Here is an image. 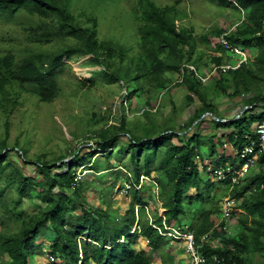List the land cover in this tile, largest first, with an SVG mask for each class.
Wrapping results in <instances>:
<instances>
[{
    "label": "trees",
    "instance_id": "1",
    "mask_svg": "<svg viewBox=\"0 0 264 264\" xmlns=\"http://www.w3.org/2000/svg\"><path fill=\"white\" fill-rule=\"evenodd\" d=\"M130 1L139 49L134 62V79L142 84L137 90L147 92L153 88L154 91L167 92L173 87L182 88L186 92L184 107L195 106L182 127L166 125L171 122L168 118L160 130L149 132L144 140L125 132V118H121L118 130L129 138L131 171L124 170L123 163L120 168L105 164V170L113 172L115 182L125 180L138 185L141 177L152 181L158 190L157 200L165 224L188 225L207 264H264V155L257 158L254 169L243 184L230 192L232 198L239 200L236 213L231 216L237 230L230 236L225 230L227 223L219 221L221 202L230 187L227 183L220 184L210 179L209 164L206 163L208 158L215 167L235 164L237 153L247 143L245 136L249 135L256 141L254 127L264 124V0H237V6H232L227 0H204L234 7L242 13L243 20L228 33L219 29L211 31L203 41L206 42L210 36L222 37L231 47L254 51L253 61L247 59L236 70L218 71L207 86L188 68L184 67L180 73L185 65L193 66L196 72L201 73L199 60L191 62L194 49L192 34L181 26L186 15L177 10L183 2L190 0H172L170 7H159L151 0ZM67 2L0 0V20L12 19L24 11L29 15L37 13L40 22L35 28L27 29L29 41H76V44L66 46L49 58L50 61H43L38 55L24 58L16 64L14 55L1 56L0 109L4 113L9 115L17 107V88L26 91V86L31 87L32 94L40 102L54 100L59 91L57 78L62 73L64 58L89 57L94 64L108 68L110 65L103 63L102 57L107 60L115 55L120 59L124 57L121 49L104 48L98 42L95 18L87 17V26L81 27L64 5ZM50 16L52 18L47 20ZM216 48L219 51L227 49L222 43ZM212 60L214 67L224 65L221 57ZM172 74L181 77L172 83ZM110 78L117 79V76L111 75ZM81 85L84 86L83 83ZM209 88L213 90L212 98L207 94ZM219 94L231 102L241 98V110L246 109L237 115V119V116L228 120L223 118L214 101ZM145 113L150 114L149 111L142 114ZM203 115L209 117L215 130L208 139L206 155L195 147L202 141L200 132L196 130L206 118L199 122ZM107 127L106 130L112 126ZM191 131L195 132L191 134ZM216 131L222 134L218 135ZM99 136L101 141L97 145L103 154L96 156V151H89L91 159L88 162H75L72 157L73 168L69 166L64 171L55 165L36 163V174L26 176L0 160V264H30L34 253L41 247L38 240L47 233L53 234L47 251L60 264H152L149 252L156 253L166 247L169 239L153 228L154 225L164 233L162 219L155 210L152 213L154 218L150 220L148 216L147 207L151 199L148 184L143 183L139 190L132 187L124 194L128 200L127 208L113 221H110L111 205L106 202L105 208L88 205L84 194L87 185L81 182L74 184L79 167L97 173L94 160L113 153L117 134L107 135L104 131ZM213 138L219 140L222 149L228 143L235 152L234 157L218 153ZM149 145L152 146L151 153ZM141 153H144V172L138 168ZM4 156L5 152L0 158ZM157 157H160L158 168L153 170L147 163L150 158ZM29 163L23 161L24 165ZM153 172L161 174L162 178L152 176ZM25 200L38 202L34 204L35 212L29 213L23 208ZM205 235L208 239L202 242ZM140 240L146 242V250H136ZM166 253L172 260L171 253Z\"/></svg>",
    "mask_w": 264,
    "mask_h": 264
},
{
    "label": "rangeland",
    "instance_id": "2",
    "mask_svg": "<svg viewBox=\"0 0 264 264\" xmlns=\"http://www.w3.org/2000/svg\"><path fill=\"white\" fill-rule=\"evenodd\" d=\"M151 1L159 7H170L173 4L172 0ZM131 4L130 0H68L67 4L64 3L81 27L87 26V17L95 18L98 42L104 48L112 46L117 51L121 49L124 57L120 59L115 55L108 60L102 57L103 63L110 65L108 68L94 64L89 57L64 58L62 73L57 78L59 91L54 100L49 103L40 102L32 94L31 87L26 86V91L17 88L18 105L12 113L8 115L0 109V156L5 152L4 158L0 160H3L4 165H10V169L21 170L26 176L36 174V163H48L64 171L69 166L73 168L72 157L75 162H88L91 159L89 151L97 149L101 133L105 131L107 135L117 134L114 138L113 153L94 160L98 172L87 171L85 168L80 173V182L87 185L84 194L88 205H99L101 208H105V202L111 205L110 221L124 214L128 202L126 194L122 191L125 180L115 182L113 172L105 170V164L120 168L123 163V169L131 171L129 138L118 130L121 118H125V132L144 140L149 132L160 130L168 118L171 122L166 125L182 127L193 114L195 106L184 107L186 92L182 88L173 87L167 92L154 91L153 88L151 91L147 89V92L137 90L142 84L134 79V62L139 49ZM177 10L186 15L181 26H185L192 34L194 49L191 62L197 63L199 60V71L202 74H207L214 68L212 59L216 57H221L226 66L237 64L238 57L232 50L219 51L216 48L217 44L221 43V37L210 36L206 42L203 37L213 30L219 29L223 33L233 31L234 25L243 20L242 13H238L232 6L223 7L216 2L204 0L185 1ZM51 18L50 16L47 20ZM55 19L58 22L56 16ZM39 22L37 13L29 15L25 11L12 19L0 20V57L10 53L18 64L29 56L41 55L45 61L53 58L60 50L66 49V46L76 44L73 39L64 42L55 40L51 43L29 41L27 29L35 28ZM243 52L253 61L254 51ZM111 75H116L117 79L112 80ZM180 77L178 74H172L170 80L173 83ZM210 81L211 78L203 85L207 86ZM212 93V88H209V98H212ZM240 100L241 98H237L231 102L221 94L214 99L218 112L227 120L240 113ZM143 111H149L150 114H142ZM107 126L112 127L106 130ZM196 131L200 132L202 141L195 147L206 155L208 139L215 132L209 117L206 116ZM194 132L191 131V134ZM216 133L222 134L219 131ZM213 141L217 144L218 153L224 152L227 156L234 157L235 152L228 143L222 149L219 140L213 138ZM148 151H153L152 146L149 145ZM143 157L144 153H141L138 168L144 172ZM159 158H150L147 165L153 170L157 169ZM24 160L30 163L24 165ZM206 160L209 166L213 164L209 163L208 158ZM151 175L162 178L159 173L153 172ZM146 184L151 189V199L148 202V216L151 220L154 218V210L158 215L162 211L154 194L155 185L150 180ZM35 203L38 202L25 200L23 208L29 213L35 212ZM236 230V222L234 217H231L227 222L226 233L230 236ZM51 238L53 234L47 233L43 239L38 240L41 247L34 253L30 264H38V261L40 264V261L48 256L46 251ZM145 246L146 242L140 240L136 250H146ZM165 252L171 253L172 260ZM40 255H43V258ZM149 255L152 264H161V260H164V264H188L184 251L179 249V245L170 242L156 253L149 252Z\"/></svg>",
    "mask_w": 264,
    "mask_h": 264
},
{
    "label": "built area",
    "instance_id": "3",
    "mask_svg": "<svg viewBox=\"0 0 264 264\" xmlns=\"http://www.w3.org/2000/svg\"><path fill=\"white\" fill-rule=\"evenodd\" d=\"M231 5L237 6V0H227ZM221 43L228 49L233 50V52L238 57V62L235 66L227 65V66H220L214 67L211 71L207 72V74H202L195 71V68L192 66L185 65L181 69V74L183 73V68H188L195 72L196 77L201 81L202 84H205L210 78L214 77L215 74L217 75L218 71L225 72L229 69L236 70L239 68L241 63L246 62L248 56L245 55L243 51L237 48H233L229 46L222 38ZM127 102V99H126ZM254 133L256 136V141L252 140V137L247 135L245 136V140L247 141L246 145L243 149L237 153L238 159H236L235 164H225L223 167H215L210 166L208 168L209 175L212 180L224 184L227 183L230 187L228 195L222 199L221 206H220V219L219 221L228 222L233 214L236 213V207L239 205V200H236L231 197V190L234 187L241 186L243 181L246 179L247 176L251 173L256 165V160L261 155H264V124H259L254 127ZM96 151L98 154L96 156H101L103 153L97 147ZM84 167H80L76 170L74 184H79L81 181V170H84ZM79 171V172H78ZM149 181L145 177H141L139 180L138 185H132L130 183H125L123 185V193H127L132 187L136 190L141 188L143 183H147ZM152 182V181H151ZM73 184V186H74ZM156 187V186H155ZM155 196L157 200L158 190L155 189ZM158 202V200H157ZM159 204V202H158ZM160 206V204H159ZM137 209V208H136ZM159 217L162 219V227L164 229V233L162 230L157 228L153 225V228L158 230V232L169 239V242L175 245H179V249L183 250L185 255L187 256L188 264H207L206 258L200 253L198 247L196 246L195 239L193 236V232L188 229V225H173L168 226L165 224V218L162 216V213H159ZM227 231V227L225 228ZM229 233V232H228ZM208 239V236L205 235L202 237L201 241L205 242ZM46 251V250H45ZM48 256H46V260L42 262V264H59L58 259H53L49 252ZM80 257V255H79Z\"/></svg>",
    "mask_w": 264,
    "mask_h": 264
},
{
    "label": "clouds",
    "instance_id": "4",
    "mask_svg": "<svg viewBox=\"0 0 264 264\" xmlns=\"http://www.w3.org/2000/svg\"><path fill=\"white\" fill-rule=\"evenodd\" d=\"M233 6V5H232ZM222 38V37H221ZM234 48V47H233ZM228 49V48H227ZM237 49H239V48H237ZM231 50V49H230ZM233 51V50H232ZM242 51V50H241ZM249 59V58H248ZM223 66H226V65H223ZM193 67V66H192ZM194 68V67H193ZM237 118H238V116H237ZM213 165V164H212ZM211 165V166H212ZM214 166V165H213ZM210 167V166H209ZM209 177H210V175H209ZM147 209H148V207H147ZM148 211H149V209H148ZM162 213V212H161ZM45 251V250H44ZM43 256V255H42ZM43 258V257H42ZM46 260V258H43L42 260H41V262H40V264H42V262L43 261H45ZM59 264H60V262H59Z\"/></svg>",
    "mask_w": 264,
    "mask_h": 264
},
{
    "label": "water",
    "instance_id": "5",
    "mask_svg": "<svg viewBox=\"0 0 264 264\" xmlns=\"http://www.w3.org/2000/svg\"><path fill=\"white\" fill-rule=\"evenodd\" d=\"M245 109H246V108H244L243 110H241L239 114H241ZM205 117H206V115H203V116L200 118L199 122L202 121ZM236 119H237V117H236ZM195 124H196V123H195Z\"/></svg>",
    "mask_w": 264,
    "mask_h": 264
},
{
    "label": "crops",
    "instance_id": "6",
    "mask_svg": "<svg viewBox=\"0 0 264 264\" xmlns=\"http://www.w3.org/2000/svg\"><path fill=\"white\" fill-rule=\"evenodd\" d=\"M213 165H214V164H213ZM95 207H102V206H99V205H98V206H95ZM125 210H126V209H125ZM40 256L42 257V255H40ZM40 262H41V261H40ZM35 264H36V263H35ZM38 264H39V261H38Z\"/></svg>",
    "mask_w": 264,
    "mask_h": 264
}]
</instances>
